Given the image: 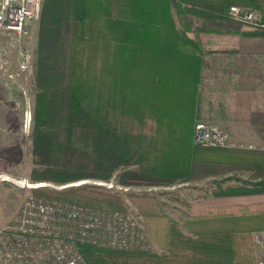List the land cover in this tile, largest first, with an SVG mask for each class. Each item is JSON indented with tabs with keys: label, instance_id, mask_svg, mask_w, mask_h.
<instances>
[{
	"label": "trees",
	"instance_id": "obj_1",
	"mask_svg": "<svg viewBox=\"0 0 264 264\" xmlns=\"http://www.w3.org/2000/svg\"><path fill=\"white\" fill-rule=\"evenodd\" d=\"M230 5L260 10L264 23V0H175V13L185 27L190 15L191 22L210 25L197 30H217L229 23ZM183 30L172 0H42L34 154L72 173V180L110 179L124 165L139 168L123 171L125 185H167L231 169L264 176L262 150L202 147L191 140L201 58L198 42ZM124 122L144 128L140 142ZM43 190L34 193L62 199L80 189ZM236 191L250 189L238 185ZM99 195L98 206L125 210L119 199ZM151 211L143 219L160 253L83 244L87 262L257 264L255 234L264 231V200L209 207L181 225Z\"/></svg>",
	"mask_w": 264,
	"mask_h": 264
},
{
	"label": "rangeland",
	"instance_id": "obj_2",
	"mask_svg": "<svg viewBox=\"0 0 264 264\" xmlns=\"http://www.w3.org/2000/svg\"><path fill=\"white\" fill-rule=\"evenodd\" d=\"M258 11L261 13L260 10ZM172 12L176 26L184 29L183 31L189 37L196 38L199 34L198 32H203L197 30L201 25L205 24L204 26H207V28L210 26L207 24L208 22H203L201 19L191 22L192 16L188 15V20L190 21H187L188 26L185 27L175 13V0H172ZM39 19L40 13L30 23L29 34L25 37L0 33V133H3L5 137V142L0 146V226L7 223L13 217L24 197L31 192H35L33 188L35 186H41L40 188L44 189V192H66L80 189L78 192L74 191L66 194V198L62 199L67 201H77L78 199L87 203H95L97 206L100 205L98 203L101 200V195L99 194L104 193L105 195L109 194L108 199L110 201L115 200L113 201L115 203H117L116 200L118 199L122 201L125 211H130L136 216L153 241L154 250L150 252L160 253L161 250L145 226L143 217L148 212H152L151 210L154 208V211L163 215L165 219L181 225L182 220L195 215L199 209L195 202L196 184L199 182L194 180L197 179L196 175L187 186L181 184V182L169 183L167 185H125L120 182V176L123 171L139 168L136 165H124L119 167L110 179L85 177L72 180L70 179L72 173L61 171L55 164L44 162L34 154L31 138L34 130L37 92L36 59ZM229 20L227 26L230 25V29L234 28V26L262 28L230 18ZM220 29L223 28H217V30ZM23 48H29L32 53V63L28 71H21L19 69L20 51ZM198 99L199 93L197 92L193 132L194 125L198 121L213 123L208 117L198 116ZM131 124L133 125L129 126L130 123L124 122L122 126L123 128L127 127V129L130 127L136 133L134 138L140 142L139 133L144 128L136 122H132ZM227 143L229 145V140ZM232 174L233 177H236L237 186L246 185L244 181H247L249 178L248 173L234 172ZM213 177L214 179L210 180V182H215V187L218 186L216 182L219 184L218 187L221 188L226 185V181L224 180H227L228 177H225V174ZM222 183L223 186L221 185ZM250 187L260 189L263 194L261 197L264 199V191L262 190L264 185ZM110 194L116 199L111 198ZM112 207H114V203Z\"/></svg>",
	"mask_w": 264,
	"mask_h": 264
},
{
	"label": "built area",
	"instance_id": "obj_3",
	"mask_svg": "<svg viewBox=\"0 0 264 264\" xmlns=\"http://www.w3.org/2000/svg\"><path fill=\"white\" fill-rule=\"evenodd\" d=\"M42 0H0V33L18 37L29 34ZM230 19L264 27L261 13L230 5ZM32 63L29 48L20 51L19 69ZM225 131L216 124L198 121L193 143L202 147L228 145ZM41 186H35L34 189ZM259 241L264 243V237ZM125 251H153L154 244L130 211L102 208L29 193L13 217L0 226V264H89L81 245Z\"/></svg>",
	"mask_w": 264,
	"mask_h": 264
},
{
	"label": "crops",
	"instance_id": "obj_4",
	"mask_svg": "<svg viewBox=\"0 0 264 264\" xmlns=\"http://www.w3.org/2000/svg\"><path fill=\"white\" fill-rule=\"evenodd\" d=\"M221 28L198 32L195 38L201 58L198 116L210 118L226 132L228 147L264 151V27L234 26L230 29L231 26L226 24ZM4 142V134L0 133V146ZM234 172L248 173L245 187L250 192L237 193ZM224 174L228 177L224 180V187H218L217 182L215 187V182H210L213 176ZM261 179L264 180V176H255L252 170L231 169L222 174H199L194 179L200 182L196 184L195 202L199 211L195 215L217 205L263 201L262 191L250 187ZM189 182L181 184L187 186ZM263 237L264 231L255 234L257 264H264V243L259 241Z\"/></svg>",
	"mask_w": 264,
	"mask_h": 264
}]
</instances>
